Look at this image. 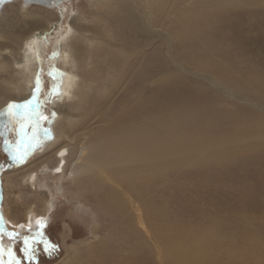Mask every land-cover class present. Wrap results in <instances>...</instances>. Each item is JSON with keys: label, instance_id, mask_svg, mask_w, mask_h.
I'll return each instance as SVG.
<instances>
[{"label": "rangeland", "instance_id": "374dc122", "mask_svg": "<svg viewBox=\"0 0 264 264\" xmlns=\"http://www.w3.org/2000/svg\"><path fill=\"white\" fill-rule=\"evenodd\" d=\"M90 1L74 0L54 9L31 5L28 11L36 17L25 19L23 14L27 8L17 0L7 4L0 16V50L13 53L0 59V245L5 250L11 249L19 264H169L172 251L169 253L167 247L172 246L175 253L176 244L180 246L179 258L193 249L201 255L202 264H211L209 258L217 264H264L263 150L257 149L255 155L253 150L248 157L235 158L228 165L223 161L207 163L200 154L166 162L155 182L135 186L137 192L130 189L133 185L129 186L126 181L127 196L114 181H100L102 188L109 181L110 187L120 193L127 203L128 211L125 212L108 208L107 203L102 202L104 196L96 195L101 189L96 188L95 192L90 189L95 185L92 176L75 180L71 172L82 154L81 145L103 126L102 116L92 119L94 116L74 114L80 120L72 130L74 136L58 140L60 147L70 153L63 176L62 172L58 173L59 169H54L57 166L54 151L44 154L61 133V124L70 119L66 115L70 102L76 101L70 97L66 105L59 102L62 91L59 71L49 60L53 57L55 38L61 36L59 40L65 42L69 33L78 38L80 32L77 30L85 24L95 31L109 33L112 50L128 56L125 57L129 62L114 84L117 87L112 85L107 98H103L106 104H101L102 100L93 92L89 96L91 106L96 102L99 106L107 105L109 109L103 113L107 120L119 119L118 114L128 106V110L131 108L130 111L134 112L143 98L139 93L142 76L149 69L152 79L144 87L154 91L151 96L167 92L162 90L164 84L158 81L167 74L175 76L173 87L178 94L185 91L191 100L196 99V95L208 99L205 103L212 104L214 110L221 113L210 130L214 136L226 134L228 140L232 136V132L225 131L235 120L227 119L229 116L244 120L256 116L264 121L261 89L252 85L253 81L249 85L252 75L264 81V4L230 7L226 6L227 0H203L202 6H197L196 0L175 3L165 18H157L153 31L145 34L137 30L124 14L122 20L117 19L116 25L103 10L93 9ZM124 1L135 8L136 17L142 19L140 11L136 10L139 0ZM108 3L112 4L111 0ZM146 9L151 10L148 6ZM150 12L153 15L148 16L153 20L155 13ZM201 15L207 16L201 21ZM197 16L200 17L199 28L207 40L193 47V38L186 42L177 39L175 33L176 29L184 30ZM8 25L11 30L6 34L4 28ZM49 25L54 30L57 28L59 34L53 36L45 32V64L38 75L39 91L35 92L33 83L27 82L33 79L34 73L27 71L26 66L19 68L21 47L15 42L22 41L34 31L44 32ZM3 35L5 38L14 37L15 42H7ZM117 44L119 50L115 47ZM100 45V48L108 47L107 44ZM200 59L205 65L214 61L223 63L231 74L236 75L235 78L241 77V87L237 88L216 73V68L213 71L204 69L205 65L197 68L196 62ZM2 64L7 67L4 69ZM94 68L96 83L92 86L96 91L106 81L109 69L104 61L95 64ZM29 97L33 99L31 119H23L25 128L22 133L20 124L9 122L4 113L8 105L25 104L24 100L30 101ZM126 112L122 110L130 116ZM33 134L37 135L35 143ZM5 140L12 144L25 141L21 151L27 147L28 155L23 163L13 161ZM31 171L37 175L33 185L23 180ZM37 220L44 221L43 228L39 227L40 224L30 225ZM9 232L15 235L9 238L6 234ZM38 232L56 245L55 251H45ZM165 237H171V240L165 242ZM25 238L29 239L30 254L34 259L25 255ZM3 259L8 260L6 252ZM182 264L192 262L186 258Z\"/></svg>", "mask_w": 264, "mask_h": 264}, {"label": "bare ground", "instance_id": "6f19581e", "mask_svg": "<svg viewBox=\"0 0 264 264\" xmlns=\"http://www.w3.org/2000/svg\"><path fill=\"white\" fill-rule=\"evenodd\" d=\"M111 2L112 4L108 3V0H91L90 4H92V8L96 11L103 10L105 15L110 17L116 25H118L117 19H120L121 15L124 14L133 22V25L134 27H137V30L145 34H150L158 22L157 18H165L171 6L175 7V3L185 4L187 0H139L138 3L135 2L137 3L136 10L140 11L139 14L142 16V19L136 17L135 8H132V6L124 0H111ZM208 3L209 6L212 7V3ZM225 3L226 6L230 7L231 5L260 6L264 4V0H227ZM195 4L197 6H202L204 5V1L196 0ZM144 5L154 11L155 17L153 20L148 16V14L150 16L153 15L152 12H150L151 10L149 11L146 7L144 8ZM23 6L25 9L27 8V12L23 14L25 19L36 17L35 14L28 11L31 5ZM61 12H63V10ZM206 16L201 15V21ZM199 18L200 17L197 16L193 19L194 21L192 20V23L189 21L187 24L188 26L183 28L184 30L176 29L175 35L177 39H184L186 41L187 39L190 40L193 38V42L191 41L193 47L200 44V41L204 44V40L206 41L207 39L202 35L204 34L202 28H199V26H201ZM5 30L6 34H8V32H10L9 30H11V26H6L4 32ZM46 31L53 34V36L56 35V33L59 34L57 28L54 30V28H51V25H49L44 32L34 31L22 41L20 40V42H15L13 39L14 37L6 36L7 38H5L3 35L7 42H15L20 45L21 55L20 59H18L19 68L21 69V67L26 66L27 71H33V79L27 82H30V84L33 83L35 92L37 91V80H40L38 79L39 72H41V69L45 64L43 51L46 50V42L43 41ZM78 31L80 32L78 38H76L77 35L72 37V33H69L65 36V42L59 40L61 36H58L57 39L55 38L53 57H50L49 59L53 64L55 63V67H57V70L59 71V82L61 83L62 90L59 102L66 105V101H68L70 97L76 99V101L73 100V102H70L67 108L68 111L66 112V115H68L70 119H66L61 124V133L57 134V140L54 141V143L53 141H50L51 148L44 154L47 155L48 152L54 151L56 154L55 161H57V166L54 169H59L58 173L62 172L61 175L63 176L70 153L68 152V149L60 147L58 140L61 138L64 139L65 137L71 138L70 135L74 136L72 130L76 123L80 122L78 116L74 114L82 113L84 115L94 116L92 119L102 116L101 123L103 126H101L98 131L92 133L91 138L85 144L81 145L82 154L71 172L73 179L75 180L86 176H92L95 185L93 188L90 187V189L94 192L96 191V188L101 189L96 195L104 196L102 202H106L108 208L113 209L115 212L128 211L127 203L119 196L120 193L110 187L109 181L105 183V188H102L99 184L102 180L107 179L114 181L121 189H123V195L127 196L126 181L129 183V186L133 185L130 189L133 191L136 190L137 192L138 189H136L135 186L139 187L142 184L152 183L156 177H159V173L164 170L162 168L166 165V162H174L179 158H187L200 154L204 155V161L207 163H221L223 161V164L228 165L232 160H235V158L248 157L253 150H255L254 155L257 149L264 151V121L260 120L261 118L253 116L250 119L244 120L237 116H234V118H232V116L226 117L230 120L235 119L231 124H228V127L225 129L226 132H232V136L229 140L226 134L214 136L213 134H210V130L214 127V123L221 116L219 115L221 113L216 112L212 104L205 103L208 99L205 100L200 95H196V99L193 96L194 99L191 100L189 94L187 95L184 93L185 91H182L183 94L181 95L178 94L173 87V83L176 80L175 76L173 77L172 75L167 74L162 75V78H159L158 80L166 86L169 85L166 87L161 84L163 86L162 90H167V92H162L158 96H151L154 91L151 88L144 87V85L152 79L149 69L142 76V85L139 90V93L143 95L142 97L144 99L140 95L142 99L137 104V108L134 109V112L130 111L131 108L128 110V106L122 110L125 112L128 111L130 116L122 113V110L119 109V111L121 110L118 114L120 115L119 119L114 117V119L109 118L107 120V115H104L103 113L109 108L107 105L99 106L98 102H96L94 106H91L89 97L90 93H95V96H99L100 100H102L101 104H106L103 98H107L112 87H117V85L114 84H116L117 79H119V76H121L123 72L124 66L129 61L126 59L125 56L127 55H124V52L119 54V52L112 50L111 47H113V45L109 33L106 34L104 31H95L86 24L85 26H82V29L77 30V32ZM88 34H91V36ZM46 39L47 38H45V41H47ZM105 43L108 47H98L100 44L106 45ZM208 44L210 46V43ZM213 46L214 45H212L211 48H213ZM115 47H118L119 50L118 44L115 45ZM97 50L99 51V54L95 55ZM3 55H13V53L6 49L0 50V59ZM129 60H131V58ZM200 60L196 62L197 68L199 65L200 68L205 65L203 60ZM14 61L17 63L16 59H14ZM102 61L108 64L109 70L105 76L106 81L102 82L95 91L92 86L96 80L94 75H96L97 72L94 65L101 63ZM2 65L4 69L7 67L6 64ZM217 65L220 66L217 67ZM203 68L209 71H213L214 68H216V73L224 76L225 79L232 82L237 88L241 87L240 82H243L241 77L235 78L234 76L236 75H233V73L231 74V72H229L230 70L223 63L214 61V63L206 64ZM249 80V85L253 81L252 85L260 87V93L263 95L262 102L260 103L264 106V81L253 75ZM171 87L174 89V92ZM30 101L33 102V99L30 98ZM87 106H89V108H87ZM0 115H2L1 111ZM123 116L127 117L123 118ZM33 135L35 139H32L35 143L37 135ZM216 149L218 150L216 151ZM199 161L202 162V160ZM199 161L197 163H199ZM63 165H65V167L62 168ZM204 165L207 164L204 163ZM134 168H137L135 170L138 171L133 170ZM127 172H129V175ZM23 180L25 183L29 182L33 185L34 182L37 181V175L35 172L31 171L29 175L23 177ZM42 221L43 220H41V223L39 220L30 222V225L37 226L42 224ZM13 224L15 223L13 222ZM164 240H166L165 242H169L171 237H165ZM182 241L184 242V240ZM175 248L177 251L174 253V248L172 249V246L167 247L169 253L172 251V255L169 256V264H182L186 258L192 262V264H202L204 262L200 260L201 255L198 252H194L193 249H189L184 257L179 258L180 254L178 251L180 250V246L176 244ZM208 261H210L211 264H217L213 258H209Z\"/></svg>", "mask_w": 264, "mask_h": 264}, {"label": "snow or ice", "instance_id": "6c2138e0", "mask_svg": "<svg viewBox=\"0 0 264 264\" xmlns=\"http://www.w3.org/2000/svg\"><path fill=\"white\" fill-rule=\"evenodd\" d=\"M39 84L40 81L37 80V91H39ZM32 101H26L25 104L19 105V104H10L8 105V108L4 115L8 116L10 122L15 121L20 124V130L23 133L25 125L23 123L24 118L31 119V110L30 105ZM19 109H24V112L17 111ZM47 134V133H46ZM35 139V137H33ZM5 144L9 150V155L13 159L15 163H23L25 161V158L28 155L27 147L24 148L23 151H21V147L25 145V141L21 140L17 144H12L11 142L5 140ZM40 228L44 227V224L39 225ZM9 238H12L15 234L14 233H6ZM37 236L40 237L41 241L44 243L45 251H55L56 245L51 244L47 239H44L43 233L38 232ZM31 251V244L29 242L28 238H25V255L28 259H34V257L30 254ZM5 252L8 256V260L5 261L3 259V256L5 255ZM0 264H19V261L16 260L15 254L11 251V249L5 250L2 245H0Z\"/></svg>", "mask_w": 264, "mask_h": 264}, {"label": "water", "instance_id": "95a60500", "mask_svg": "<svg viewBox=\"0 0 264 264\" xmlns=\"http://www.w3.org/2000/svg\"><path fill=\"white\" fill-rule=\"evenodd\" d=\"M17 0H0V16L9 3H13ZM23 5H39L43 7H48L49 9H54L60 7L63 3H67L74 0H21Z\"/></svg>", "mask_w": 264, "mask_h": 264}]
</instances>
